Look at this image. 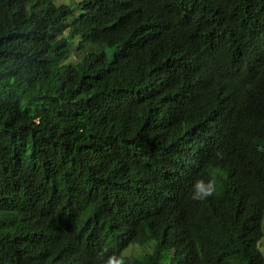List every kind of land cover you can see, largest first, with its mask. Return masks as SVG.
I'll return each mask as SVG.
<instances>
[{
	"label": "trees",
	"instance_id": "obj_1",
	"mask_svg": "<svg viewBox=\"0 0 264 264\" xmlns=\"http://www.w3.org/2000/svg\"><path fill=\"white\" fill-rule=\"evenodd\" d=\"M167 10L163 35L151 18ZM202 45L213 86L184 55ZM218 86L254 100L224 134L246 172L176 147L172 128L191 111L202 126ZM210 178L216 193L193 200ZM175 203L185 234L138 263L264 264V0H0V264H90Z\"/></svg>",
	"mask_w": 264,
	"mask_h": 264
},
{
	"label": "clouds",
	"instance_id": "obj_2",
	"mask_svg": "<svg viewBox=\"0 0 264 264\" xmlns=\"http://www.w3.org/2000/svg\"><path fill=\"white\" fill-rule=\"evenodd\" d=\"M170 16L171 10H167L165 15L152 16L153 18H151L163 35L167 33L165 29L169 23L167 18L170 19ZM203 48L204 45L194 47L191 50V54L185 51L184 55H186L189 69L194 71L195 76L213 86V64L208 61L203 53H200ZM262 57L263 49L259 45V48L253 49L250 53L252 68L258 64ZM240 65L243 67L247 66V60L243 61ZM217 91L220 93L219 96H217L215 91L204 111L205 123L202 126L195 123L198 117L191 111V117L194 121L185 115L184 126L172 128L179 131V133L175 134L178 139L176 147L185 157L199 160L211 159L223 163L227 167H236L246 172L250 168L248 166L250 162L247 160L249 152L245 147L233 143L224 134L234 121H241L244 115L251 109L254 100L252 97L238 98L231 92L226 93L227 90L223 91L220 86L217 87ZM174 98L178 106L166 100L170 113L184 105L181 101L182 97L174 96ZM180 120L181 117L171 118L169 124L171 126L179 125ZM192 191L193 200H204L216 193V181L214 178H210L208 181L198 179L194 183ZM179 204H172L170 208L162 207L161 205H157L156 208L152 207L150 211L151 219L140 228V232H143L142 242H132L124 233H117L114 241L101 245L96 256L91 259L90 264H140L138 263V259L143 254L156 252L158 243L161 255L166 248H168V251L164 253H172L175 248V233L181 236L185 234L184 221L187 210L183 204H181V207H178ZM153 234L157 238H152ZM44 255L46 257L49 256L48 253H44ZM60 264L70 263L63 261Z\"/></svg>",
	"mask_w": 264,
	"mask_h": 264
},
{
	"label": "rangeland",
	"instance_id": "obj_3",
	"mask_svg": "<svg viewBox=\"0 0 264 264\" xmlns=\"http://www.w3.org/2000/svg\"><path fill=\"white\" fill-rule=\"evenodd\" d=\"M56 4H60V3H64V4H68L71 7H74L75 3L78 1H74V0H53ZM77 44V38L71 39L70 44H69V50L70 52H72V49H74L76 47ZM82 53V52H81ZM71 54V53H70ZM72 58V55L68 57L67 62H70ZM261 250L264 253V240L261 241Z\"/></svg>",
	"mask_w": 264,
	"mask_h": 264
}]
</instances>
